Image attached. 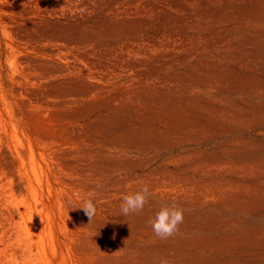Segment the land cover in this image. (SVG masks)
<instances>
[{
    "label": "rangeland",
    "instance_id": "1",
    "mask_svg": "<svg viewBox=\"0 0 264 264\" xmlns=\"http://www.w3.org/2000/svg\"><path fill=\"white\" fill-rule=\"evenodd\" d=\"M161 258L264 264V0H0V264Z\"/></svg>",
    "mask_w": 264,
    "mask_h": 264
},
{
    "label": "clouds",
    "instance_id": "2",
    "mask_svg": "<svg viewBox=\"0 0 264 264\" xmlns=\"http://www.w3.org/2000/svg\"><path fill=\"white\" fill-rule=\"evenodd\" d=\"M151 195L149 186L143 185L138 191L122 196L120 203V216L124 218L133 214L140 213ZM77 199H80L78 207L70 208V210L82 209L84 214L91 222L97 213V207L92 198L82 199L79 194H76ZM184 221V210L178 205L171 207L164 206L156 214L155 217L148 221L154 235L159 239H168L174 236L179 231V226ZM158 264H168L167 259L161 258Z\"/></svg>",
    "mask_w": 264,
    "mask_h": 264
}]
</instances>
